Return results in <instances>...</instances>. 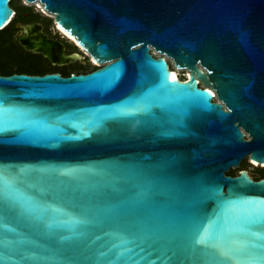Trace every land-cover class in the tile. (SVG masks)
Segmentation results:
<instances>
[{
    "label": "water",
    "instance_id": "95a60500",
    "mask_svg": "<svg viewBox=\"0 0 264 264\" xmlns=\"http://www.w3.org/2000/svg\"><path fill=\"white\" fill-rule=\"evenodd\" d=\"M26 1L101 66L0 74V264H264V0Z\"/></svg>",
    "mask_w": 264,
    "mask_h": 264
},
{
    "label": "rangeland",
    "instance_id": "374dc122",
    "mask_svg": "<svg viewBox=\"0 0 264 264\" xmlns=\"http://www.w3.org/2000/svg\"><path fill=\"white\" fill-rule=\"evenodd\" d=\"M13 2L11 3V6L18 12V16H16L13 21L11 22V24L9 25L10 27H12V25H15V28H12V33L14 34L13 36V40L11 41L14 45H17V40L16 37L19 36V34H21V28L23 27L24 21L21 19V14H23V12H28V14H32L34 15L33 17H35L36 19H38L39 21L44 20L48 22V30L46 29L45 32L54 40H59L62 41L64 43V41H66V43L69 45L71 52L74 51H82L80 49V47L77 46V44L72 41V39L65 37L63 35H61L60 33H58V31L55 29L54 26V22H53V18L45 15L44 13L40 12L38 7L35 5L29 6V5H24L23 0H12ZM27 19V18H25ZM41 19V20H40ZM10 40H11V30L8 29L4 32H0V69L4 68V60L6 61V57H8L7 59L12 61L14 64H17L18 66L21 65V67L23 69H25L26 71H35L38 70L42 67V64L45 62L44 59H42L40 56L38 55H32L29 54L30 52L28 50H25V52L27 53H23L19 51L18 47H15V50L19 51L18 54H16V52H11L13 49H8L10 47H7V43L10 44ZM7 45V46H5ZM4 47V48H3ZM13 48V47H12ZM154 53V52H153ZM82 59L80 61H77L75 63H72L70 65L64 66L62 68H58V66H54L51 64H47L46 62L44 63V69H48V70H52V71H61L63 72V74H66V71L69 72H74V73H85V72H89L91 70H94L96 68V66H99L98 63H96L91 57H89V55L87 54V52L82 51ZM13 70L16 69L15 65L10 64L9 65ZM170 67V66H169ZM172 69L174 70L175 67H173V65L171 66ZM2 71V70H1ZM186 70H179V77L182 79L184 78V76L186 75ZM202 86V84H201ZM245 163V164H244ZM247 169L250 173V175L255 179V178H259V174L258 171L260 169H264V165H257V164H252L249 162L248 159L244 160L241 164L240 167L238 168H232L230 171H233V174L237 175L240 169Z\"/></svg>",
    "mask_w": 264,
    "mask_h": 264
},
{
    "label": "bare ground",
    "instance_id": "6f19581e",
    "mask_svg": "<svg viewBox=\"0 0 264 264\" xmlns=\"http://www.w3.org/2000/svg\"><path fill=\"white\" fill-rule=\"evenodd\" d=\"M24 5H35L38 7L39 11L44 13L49 17H53L50 13L44 10L43 6L39 2L30 3L26 0H23ZM14 19V18H13ZM13 19L9 22V24L13 21ZM8 24V25H9ZM55 29L61 31L63 36L69 37L59 26H55ZM74 41L73 38L69 37ZM19 40L23 43L25 48L34 52H41L45 56L49 57L52 61L53 65H65L71 62H76L79 59H82L80 52L74 51L68 53L66 51V46L63 42L59 40H52L44 31L43 26L37 23H31L24 26V30L21 34H19ZM75 42V41H74ZM83 53L86 52L82 48H80ZM101 66V64H98ZM172 66V65H171ZM174 67V66H173ZM179 70L176 68L172 69L173 78L181 79L179 77ZM186 75L187 72H186ZM253 164H257L253 162ZM258 165V164H257Z\"/></svg>",
    "mask_w": 264,
    "mask_h": 264
},
{
    "label": "flooded vegetation",
    "instance_id": "af4514ba",
    "mask_svg": "<svg viewBox=\"0 0 264 264\" xmlns=\"http://www.w3.org/2000/svg\"><path fill=\"white\" fill-rule=\"evenodd\" d=\"M17 11L15 10V13H16ZM16 16H18V12H17V15L15 14V16H14V18L16 17ZM34 15H32V14H28V12H23V14H21V19L24 21V23L25 24H23V25H27V24H31V23H37V24H41L42 26H43V31L45 32V30L47 29L48 30V22L47 21H44V20H41V21H39L38 19H36L35 17H33ZM25 18H27V19H25ZM51 18H53V17H51ZM53 20V22H54V19H52ZM54 26H56V24H55V22H54ZM15 28V25H12V27H11V40H10V42L13 40V36H14V34L12 33V28ZM21 29H22V27H20ZM58 31V33H60L61 35H63L62 33H61V31H59V29L57 30ZM21 32H23V30H21ZM46 33V32H45ZM47 34V33H46ZM48 35V34H47ZM49 36V35H48ZM50 37V36H49ZM51 38V37H50ZM69 38V37H68ZM52 40H54L53 38H51ZM16 40H17V45H15L16 47H19V50H21V51H23L24 53H27V52H25V50H27V49H25V48H23V46L20 44V42H19V36H17L16 37ZM62 42V41H61ZM13 44V43H12ZM64 44H65V46H66V51L68 52V53H70L71 51H69L70 50V47H69V45L66 43V41H64ZM30 53L29 54H32V55H38V56H40L42 59H44L45 60V62L47 63V64H51V65H53L51 62H50V60L43 54V53H35V52H33V51H30V50H28ZM78 52H80V54L82 55V51H80V50H78ZM81 59H79V60H77V61H80ZM76 61V62H77ZM44 62V63H45ZM44 63L42 64V67L40 68V69H44ZM72 63H75V62H71V63H68V64H65V65H62V66H60V65H54V66H58V68H62V67H64V66H67V65H70V64H72ZM49 72H59L62 76H66V75H64L63 74V72H61V71H49ZM67 72V71H66ZM13 73H22V72H13ZM0 74H2V75H8V74H3L1 71H0ZM10 74H12V73H10Z\"/></svg>",
    "mask_w": 264,
    "mask_h": 264
},
{
    "label": "trees",
    "instance_id": "16d2710c",
    "mask_svg": "<svg viewBox=\"0 0 264 264\" xmlns=\"http://www.w3.org/2000/svg\"><path fill=\"white\" fill-rule=\"evenodd\" d=\"M13 1L12 0H10V5H11V3H12ZM12 7V6H11ZM14 9V8H13ZM15 10V9H14ZM16 15H17V12L15 13ZM11 24V23H10ZM9 24V25H10ZM9 25H7L3 30H1L0 32H4V31H6V30H8V29H10L11 30V27L9 26ZM8 45V46H7ZM7 45H5V46H7V47H10V48H8V49H13L11 52H16L17 50H15V45L14 44H12V42H10V44H8L7 43ZM13 47V48H12ZM4 48V47H3ZM19 48V47H18ZM20 52H23V51H21V50H19ZM19 51H17L16 52V54H18V52ZM24 53V52H23ZM8 57H6V61L4 60V62L3 63H5L3 66H4V68H2V69H0V71L3 73V74H10V73H13V72H22V73H27V74H33V75H38V74H45V73H48L50 70H48V69H38V70H35V71H26L25 69H23L22 67H21V65H17V64H14L12 61H10V60H8L7 59ZM10 64H13V65H15V67H16V69H12L9 65ZM170 68H171V66H170ZM171 70H172V68H171ZM73 73V72H72ZM71 74V72H66V74H64V75H66V76H68V75H70ZM245 164V163H244ZM227 174H229V175H232V176H234L235 174H233V171H229V172H227ZM258 174H259V178H255V180H258V179H261V178H263L264 177V169H260L259 171H258Z\"/></svg>",
    "mask_w": 264,
    "mask_h": 264
},
{
    "label": "snow or ice",
    "instance_id": "6c2138e0",
    "mask_svg": "<svg viewBox=\"0 0 264 264\" xmlns=\"http://www.w3.org/2000/svg\"><path fill=\"white\" fill-rule=\"evenodd\" d=\"M197 235H200V239H196V240H194V244H200L201 242H202V240L203 239H205L203 236H202V234H200V233H197ZM204 250H206V249H202V251H204ZM254 258H259V257H254Z\"/></svg>",
    "mask_w": 264,
    "mask_h": 264
},
{
    "label": "built area",
    "instance_id": "2783aa9c",
    "mask_svg": "<svg viewBox=\"0 0 264 264\" xmlns=\"http://www.w3.org/2000/svg\"><path fill=\"white\" fill-rule=\"evenodd\" d=\"M14 16H15V13H14V15H13V18H14ZM170 66H171V64H170ZM172 68V67H171ZM201 86V85H200ZM202 87V86H201Z\"/></svg>",
    "mask_w": 264,
    "mask_h": 264
}]
</instances>
